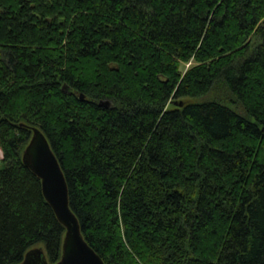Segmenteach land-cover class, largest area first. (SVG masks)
Masks as SVG:
<instances>
[{
  "label": "trees",
  "instance_id": "trees-1",
  "mask_svg": "<svg viewBox=\"0 0 264 264\" xmlns=\"http://www.w3.org/2000/svg\"><path fill=\"white\" fill-rule=\"evenodd\" d=\"M33 128L105 264H264V0H0V264L61 256Z\"/></svg>",
  "mask_w": 264,
  "mask_h": 264
},
{
  "label": "water",
  "instance_id": "water-1",
  "mask_svg": "<svg viewBox=\"0 0 264 264\" xmlns=\"http://www.w3.org/2000/svg\"><path fill=\"white\" fill-rule=\"evenodd\" d=\"M21 158L24 166L40 179L43 196L65 229L61 256L55 264H105L81 233L78 219L69 205L68 187L63 170L41 130L32 129V135ZM19 264L50 263L45 250L34 247L24 254Z\"/></svg>",
  "mask_w": 264,
  "mask_h": 264
},
{
  "label": "rangeland",
  "instance_id": "rangeland-1",
  "mask_svg": "<svg viewBox=\"0 0 264 264\" xmlns=\"http://www.w3.org/2000/svg\"><path fill=\"white\" fill-rule=\"evenodd\" d=\"M190 64H186L183 66V70L187 69ZM209 101H222L223 104L230 106V100L227 96L224 95V89L222 88H215L213 91H211L207 96L204 98L196 99L195 102L201 103V102H209ZM3 152L0 148V164L2 161ZM1 167V166H0Z\"/></svg>",
  "mask_w": 264,
  "mask_h": 264
}]
</instances>
